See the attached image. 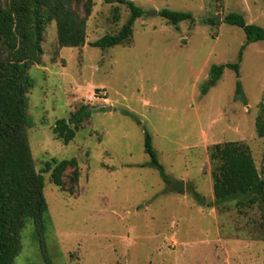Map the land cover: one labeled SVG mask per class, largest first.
I'll return each instance as SVG.
<instances>
[{
  "label": "rangeland",
  "instance_id": "rangeland-1",
  "mask_svg": "<svg viewBox=\"0 0 264 264\" xmlns=\"http://www.w3.org/2000/svg\"><path fill=\"white\" fill-rule=\"evenodd\" d=\"M130 1L142 14L122 44L90 45L129 18L116 2L93 0L83 47L60 46L55 21L44 27L41 63L29 69L26 137L36 171L76 158L79 175L73 182L67 169L59 186L42 173L44 248L27 219L13 264H264V197L214 206L194 197L214 201L208 147L215 143L246 144L264 178L255 125L264 111V40L245 45L239 60L245 33L224 22L235 12L264 29L263 0ZM162 9L194 21L174 25L152 14ZM236 62L238 74L226 68L210 83L213 65ZM238 82L246 104L236 97ZM83 105L91 116L64 143L53 126ZM145 133L164 176L149 165ZM176 181L183 193L167 184Z\"/></svg>",
  "mask_w": 264,
  "mask_h": 264
},
{
  "label": "trees",
  "instance_id": "trees-1",
  "mask_svg": "<svg viewBox=\"0 0 264 264\" xmlns=\"http://www.w3.org/2000/svg\"><path fill=\"white\" fill-rule=\"evenodd\" d=\"M103 1L124 4L130 10L129 18L118 33L106 34L90 43L91 46L107 48L127 41L142 10L130 0ZM92 6L93 0H0V264H13L21 247L20 232L27 219L35 226L41 250L44 248L42 234L47 228L48 207L42 173L50 171L51 181L63 186L65 171L71 168L73 182L78 180L76 158L46 161L40 172L34 167L26 137L28 92L34 85L29 69L41 63L44 27L52 21L56 23L60 46L83 47L86 20ZM158 14L174 25L184 20L194 21L189 12L162 9ZM224 22L242 28L245 33L246 41L239 60L245 45L264 40V29L247 23L240 13H228ZM226 68L234 69L238 74L239 63L213 65L210 69L213 83ZM236 97L246 104L239 82ZM90 116L89 106H80L68 119H58L53 133L68 143L74 139L79 125ZM255 125L258 136L264 137V111L256 117ZM144 147L151 158L149 165L164 176L148 133H145ZM208 158L214 201L207 203L195 192L194 197L199 203L214 206L235 200L244 205L263 199L264 178L259 176L246 144L239 141L212 144L208 147Z\"/></svg>",
  "mask_w": 264,
  "mask_h": 264
},
{
  "label": "water",
  "instance_id": "water-1",
  "mask_svg": "<svg viewBox=\"0 0 264 264\" xmlns=\"http://www.w3.org/2000/svg\"><path fill=\"white\" fill-rule=\"evenodd\" d=\"M152 14L154 15H157L158 14V11L157 10H154L152 12ZM217 20L218 22H220V16H217ZM212 83V81L210 82ZM107 109H110V106H107ZM168 185H171V189L178 192V193H183L184 190H185V184L183 181H176L174 183H171V182H167Z\"/></svg>",
  "mask_w": 264,
  "mask_h": 264
}]
</instances>
